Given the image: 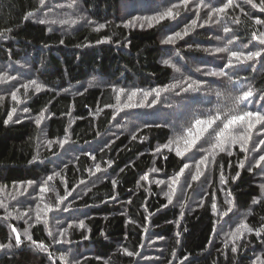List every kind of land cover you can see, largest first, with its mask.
I'll use <instances>...</instances> for the list:
<instances>
[{
	"label": "trees",
	"instance_id": "1",
	"mask_svg": "<svg viewBox=\"0 0 264 264\" xmlns=\"http://www.w3.org/2000/svg\"><path fill=\"white\" fill-rule=\"evenodd\" d=\"M227 3L0 0V264H264V125L213 132L264 115V0Z\"/></svg>",
	"mask_w": 264,
	"mask_h": 264
},
{
	"label": "snow or ice",
	"instance_id": "2",
	"mask_svg": "<svg viewBox=\"0 0 264 264\" xmlns=\"http://www.w3.org/2000/svg\"><path fill=\"white\" fill-rule=\"evenodd\" d=\"M40 2H41V4H43V3H44V0H40ZM183 2L186 4V3H187V0H183ZM231 3H232V0H228V3L225 4L224 7L213 9V11H216V12H224L225 9H226ZM165 16H167V17H172V16H173L172 9H168L166 12L161 13L160 16H159V20H163ZM136 19H141V18L137 17ZM144 19L149 20L150 25H151V21H152V20H157V17H146V18H144ZM159 20H158L157 22H159ZM40 23H44V21H40ZM130 23H131V22H130ZM192 23L194 24L195 21H193ZM141 27H143V25H141ZM223 31H224L225 33H227V32H229V29H228L227 27H225V28L223 29ZM185 34H186V33H185ZM180 36H181V33H180V32H176V33H175V37H180ZM253 39H256V37L254 36ZM233 42H234V41L231 40V39L227 41L228 44H232ZM172 43H175V39H174V37H173L172 35H169V36L167 37L166 40H162V44H172ZM259 43L262 44V45H264V38H260V39H259ZM215 51H216V52H226V51H227V48H217V49H215ZM260 56H261V51H248L246 54L243 53V52H238V51H232V52H231V57H232V58H235V59H236L237 61H239L240 63H243L244 61H247V60H252V59H254V58H258V57H260ZM241 57H243V60L241 59ZM163 63H164L165 65H168V64H170V61L167 60V59H165V60L163 61ZM232 66H233V64H232V60L230 59V60L228 61V63L225 65V68L232 67ZM173 67H175V65H173ZM175 70H176L177 72L180 71L179 68H176ZM197 70L199 71V69H197ZM205 74L207 75V74H209V73H205ZM211 74H213V75H218V76H223V75H225L226 73H225L224 71H219V72H215V73H211ZM194 83H195V82H193V83H188V84H187V88H181L180 90H181V91H187L188 89L196 90V89L193 88V84H194ZM32 84H36V81L33 80V81H32ZM179 84H180V82H178V83H176V84H173L170 88H166L165 90H166V91H169V90H175L177 87H179ZM39 87H40V86L37 85V90H39ZM122 91H123V89H121V92H122ZM136 94H137V92L134 90V91H132L131 96H135ZM150 94H151V93H145V96H148V95H150ZM176 94L179 95V92H177ZM217 95L219 96L220 93H217ZM251 96H253V92H252L251 90H249V91H244V92L242 93V95H238V96H235V97L233 98V104L236 105V106H239V105L241 104L242 101H247V100L249 99V97H251ZM12 99H13V100H16V99H17L15 93L12 94ZM13 111H14V110H13ZM25 111H27V109H25ZM246 118H248L249 120H250L251 118H255V120H256L257 123L264 122V115H262L260 112L243 111L242 114H240V115H232L230 118H228V119L226 120V122L221 121V123H222V127H221V124H216V128H218L219 131H216V129L214 128V129H213V132L215 133V135H216L217 138L224 137V136H225V132H226L230 127H232V126H236V125H240V126H242V125L246 122ZM219 120H220V116H215V118H209V119L207 120L208 127H211L214 123H216V121H219ZM6 122H7V121H6ZM39 123H40V120H37V124H39ZM204 123H205V121H204V120H201V119H197V120L195 121V125H197V126H199V125H201V124H204ZM248 127H249V129H250V128L252 127V124L249 123V124H248ZM205 131H206V129H205ZM240 139H241V140H245V138H244L243 136H241ZM245 142H246V140H245ZM60 143L63 145L64 143H67V141H66V140H65V141H61ZM227 143H236V138H235V137H230V138H228ZM261 143H264V141H261ZM214 147H215V145H214ZM242 150H243V149H242ZM221 151H224V148H221ZM178 154H180V153H178ZM181 155H182V154H181ZM206 159H207L206 157L203 158V159H201V160L199 161V163H200V164H204L205 161H206ZM259 160H260V161H264V155L260 156V157H259ZM258 164H259V161H257V165H258ZM188 167H189L188 164H185V165H184V168H188ZM240 167H243V163H241ZM154 171H155V170H154ZM183 171H184V169L182 168V169L180 170V172L183 173ZM202 174H203V173H201V175H202ZM48 179L51 180L52 177L49 176ZM144 179H147V177L145 176ZM193 179H197V177L194 176ZM82 183H83V181H82ZM158 183H164V181L161 180V181H159ZM175 183H177V180H176V179L173 180V184H175ZM190 186H191V185H189V187H190ZM41 191H47V189H46V188H42ZM68 195H71V193H68ZM66 198H67V197H64V199H66ZM169 203H171V200L169 201ZM64 210L67 211V208H65ZM49 211H51V208H49ZM80 226L83 227V221H80ZM69 227H71V225H69ZM12 231H13V232H16V228H13ZM237 231H239V229H237ZM61 235H64V233H61ZM28 239L31 240V237H28ZM16 242H17V243H20V236H19V235L16 236ZM9 246H10V245H9ZM232 251L235 252V251H236V248L233 247V248H232ZM131 254H132V253H129V255H131ZM63 259H64V257L61 256V260H63ZM73 259H76V258L73 257ZM77 264H78V261H77Z\"/></svg>",
	"mask_w": 264,
	"mask_h": 264
},
{
	"label": "rangeland",
	"instance_id": "3",
	"mask_svg": "<svg viewBox=\"0 0 264 264\" xmlns=\"http://www.w3.org/2000/svg\"><path fill=\"white\" fill-rule=\"evenodd\" d=\"M260 124H261V125H264V122H261V123L254 122V125H257V126H258V125H260Z\"/></svg>",
	"mask_w": 264,
	"mask_h": 264
}]
</instances>
